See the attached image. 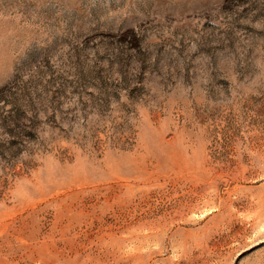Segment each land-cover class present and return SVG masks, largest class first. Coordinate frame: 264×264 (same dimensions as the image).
<instances>
[{
  "label": "rangeland",
  "instance_id": "rangeland-1",
  "mask_svg": "<svg viewBox=\"0 0 264 264\" xmlns=\"http://www.w3.org/2000/svg\"><path fill=\"white\" fill-rule=\"evenodd\" d=\"M0 264H264V0H0Z\"/></svg>",
  "mask_w": 264,
  "mask_h": 264
}]
</instances>
